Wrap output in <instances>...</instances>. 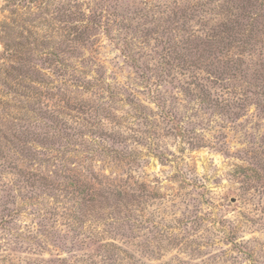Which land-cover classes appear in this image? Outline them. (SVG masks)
Instances as JSON below:
<instances>
[{"label": "rangeland", "instance_id": "rangeland-1", "mask_svg": "<svg viewBox=\"0 0 264 264\" xmlns=\"http://www.w3.org/2000/svg\"><path fill=\"white\" fill-rule=\"evenodd\" d=\"M0 264H264V0H0Z\"/></svg>", "mask_w": 264, "mask_h": 264}, {"label": "trees", "instance_id": "trees-1", "mask_svg": "<svg viewBox=\"0 0 264 264\" xmlns=\"http://www.w3.org/2000/svg\"><path fill=\"white\" fill-rule=\"evenodd\" d=\"M20 47H22L23 45L22 44H19ZM10 51V52H15L16 54L20 53L21 51V48L19 47H13V46H8V49H5V51Z\"/></svg>", "mask_w": 264, "mask_h": 264}]
</instances>
